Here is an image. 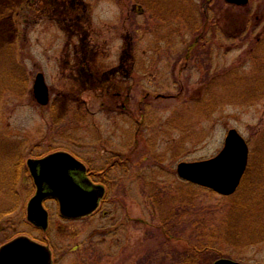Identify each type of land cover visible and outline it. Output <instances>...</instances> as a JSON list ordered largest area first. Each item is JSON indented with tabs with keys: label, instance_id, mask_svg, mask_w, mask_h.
<instances>
[{
	"label": "rangeland",
	"instance_id": "obj_1",
	"mask_svg": "<svg viewBox=\"0 0 264 264\" xmlns=\"http://www.w3.org/2000/svg\"><path fill=\"white\" fill-rule=\"evenodd\" d=\"M162 1L0 0V169L15 149L6 140H22L25 157L72 150L109 184L88 218L65 219L49 202L58 264H154L161 249L160 264H182L184 248L206 246L221 252L213 263H264V0ZM38 73L46 107L34 98ZM231 129L250 147L236 241L221 228L238 194L177 174L217 155ZM172 211L165 248L158 227Z\"/></svg>",
	"mask_w": 264,
	"mask_h": 264
},
{
	"label": "water",
	"instance_id": "obj_2",
	"mask_svg": "<svg viewBox=\"0 0 264 264\" xmlns=\"http://www.w3.org/2000/svg\"><path fill=\"white\" fill-rule=\"evenodd\" d=\"M228 4L245 7L250 0H225ZM36 101L47 106L50 92L45 76H36L34 87ZM249 145L237 129L228 131L222 150L212 158L180 162L177 166L178 176L195 185L204 187L223 195H233L241 185L249 163ZM30 168L38 188L36 196L29 205V219L37 221V214L44 212L42 201L54 197L60 205L62 216L78 219L93 213L104 188H96L81 174L85 167L71 154L60 151L38 161H31ZM46 218L39 224L45 226ZM0 264H52L50 250L26 236H20L5 244L0 249ZM214 264H245L231 259L221 258ZM264 264V263H257Z\"/></svg>",
	"mask_w": 264,
	"mask_h": 264
},
{
	"label": "flooded vegetation",
	"instance_id": "obj_3",
	"mask_svg": "<svg viewBox=\"0 0 264 264\" xmlns=\"http://www.w3.org/2000/svg\"><path fill=\"white\" fill-rule=\"evenodd\" d=\"M141 115H143L142 112ZM6 141H10L15 149L11 151V154L6 155L4 166L0 169V249L4 244L19 236H27L32 240L47 246L51 251L52 264H58L56 262L55 251L50 245V240L47 234L50 230L52 220V212L48 207V204L49 202L57 203V201L53 197L44 198L42 206L46 213L39 212L37 214V221H31L29 219V205L37 193V187L30 168V162L43 159L57 150L51 149L42 152L37 148H33L27 150V154L30 156L25 157L26 153L23 151V143H20L22 140L13 141L7 139ZM66 151L70 152L85 167V171L80 173L82 179H85L96 188H104V195L99 202L97 211L83 218L91 217L104 205L109 192V184L106 177L102 176V171L100 173L95 172L96 169L93 167L92 162L83 159L79 154L72 150ZM119 162L120 161L117 163ZM117 163H115L112 168ZM44 217L46 218L45 226L39 224ZM24 224L28 225L31 231L24 230Z\"/></svg>",
	"mask_w": 264,
	"mask_h": 264
},
{
	"label": "trees",
	"instance_id": "obj_4",
	"mask_svg": "<svg viewBox=\"0 0 264 264\" xmlns=\"http://www.w3.org/2000/svg\"><path fill=\"white\" fill-rule=\"evenodd\" d=\"M207 1H209V0H207ZM162 4L165 7L164 2L163 1L161 2V0H158L157 6L160 7V5H162ZM201 22L204 24H207L206 20L203 21V19H202ZM249 174H250V166H249V169L245 175L243 183L241 184V186L237 192V194H238L237 199L238 200L235 201L237 203L233 207L229 208V210H228L229 212L227 211L228 214L222 223L221 231H222V234L226 237V238L225 237H223V238L227 241L229 239L231 241H236V239H238L239 236L242 234L241 229H240L241 221L239 219V217H240L239 215L242 211L241 206H240L241 205L240 201H241V198L243 197V195L245 193V190H246L245 185H246V181L249 177ZM190 185L193 186V184H190ZM183 194L185 195V199H183ZM170 196L171 195H168L167 198H169ZM175 198H176V201L181 202V203L184 202V203H186V205L192 204L190 199H189L190 195L188 192H185V193L179 192L178 196ZM247 202L250 204V201H247ZM168 203H169V201H167V204ZM159 205H160L159 207L161 208V210H163L164 209L163 208L164 203L161 202ZM239 207H240V212L238 213ZM179 215H180V213L173 214V211H172V212H170L169 215H167L168 217L164 218L163 217L164 215L161 216V221H160V224L158 227V229L161 233V236L158 237V239H162L161 243L159 242L162 247L166 248V244H168L170 239H172V237H173L171 235L172 230H171V226H170L171 225L170 219L173 218L172 220H174V219H176L174 217H177ZM227 238H229V239H227ZM220 254H221V252L218 249H216L214 247H209V246H206L204 248H201V247L184 248L181 255H180V258H176V260H177V262H180L182 264H212L213 263L212 257L218 256ZM167 256H168V254L165 253V249L159 250V253H157V257L154 261V264H160V262L166 263Z\"/></svg>",
	"mask_w": 264,
	"mask_h": 264
}]
</instances>
